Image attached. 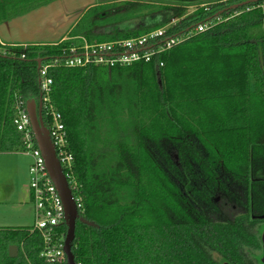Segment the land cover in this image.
<instances>
[{
    "label": "trees",
    "instance_id": "16d2710c",
    "mask_svg": "<svg viewBox=\"0 0 264 264\" xmlns=\"http://www.w3.org/2000/svg\"><path fill=\"white\" fill-rule=\"evenodd\" d=\"M52 1L0 0V23ZM242 1L98 0L68 39L0 45V153L26 152L36 142L14 118L41 98L39 59L61 58L79 37L140 36L192 4L210 8L198 7L170 33L221 19L150 62L49 67V103L73 155L70 189L80 216L96 224L76 221V264H261L264 0L231 8ZM126 81L131 92L124 96ZM42 112L48 124L44 106ZM119 114L123 129L98 145L99 119L109 128ZM66 232L65 223L57 225L50 246L63 243ZM46 248L32 226L0 227V264H67L48 261Z\"/></svg>",
    "mask_w": 264,
    "mask_h": 264
},
{
    "label": "built area",
    "instance_id": "2783aa9c",
    "mask_svg": "<svg viewBox=\"0 0 264 264\" xmlns=\"http://www.w3.org/2000/svg\"><path fill=\"white\" fill-rule=\"evenodd\" d=\"M258 6L264 7V1ZM198 7H204L205 10H209L210 8L208 3L195 5L191 11L181 16L173 17L167 24L137 37L93 43L88 42L83 37H79L77 42L72 43L69 47L62 50L61 58L52 61L41 60L39 73L42 94L40 99L42 101V109L44 106L45 116L48 117V124H45V122L44 124L49 130L57 158L68 183L73 155L68 151V142L64 124L61 121V115L53 110L49 103V91L52 83V79L47 75L49 67L54 65H64L67 67L104 65L113 67L130 65L137 61L150 62L161 52L184 42L221 21L219 16L209 17L204 21L185 27L182 30L169 32V29L176 28L182 20ZM253 7L247 6L246 10H250ZM159 65L162 66L163 63L159 62ZM14 124L17 130L25 133L27 138L33 135L30 118L26 111L17 114L14 118ZM26 152L32 157L29 166V192L35 216L32 230L36 229L44 234V241L47 244V248L42 252V255L48 261H62L65 258L63 252L64 242L57 247L50 246V242L52 241L54 228L59 224L65 223L64 207L57 189L45 168V161L40 150L37 146L33 147L32 143H29Z\"/></svg>",
    "mask_w": 264,
    "mask_h": 264
},
{
    "label": "crops",
    "instance_id": "0c3cea01",
    "mask_svg": "<svg viewBox=\"0 0 264 264\" xmlns=\"http://www.w3.org/2000/svg\"><path fill=\"white\" fill-rule=\"evenodd\" d=\"M80 6H72L74 3L72 0H54L48 4L25 12L24 14H31L32 19L35 20L37 17L47 16V24H50L53 29L49 39L44 41L37 40H23L18 38L12 29L19 27L21 15L10 18L0 23V44L1 45H28V44H56L66 39L68 33L78 21L82 10L84 11L87 7L96 4V0H88ZM48 7V8H46ZM80 7V8H78ZM77 11V14L75 12ZM80 11L81 13H78ZM80 14V15H79ZM34 17V18H33ZM21 154L30 156L27 152H8L0 153V156L5 155L4 158H0V185L5 189L3 198H0V203L10 202L13 207L18 206L20 209H25L34 216V209L32 206L29 185L25 182L29 179V166L27 160L21 161ZM29 162V161H28ZM2 194L0 193V196ZM35 217V216H34ZM0 227H26L20 224L14 225H1Z\"/></svg>",
    "mask_w": 264,
    "mask_h": 264
},
{
    "label": "water",
    "instance_id": "95a60500",
    "mask_svg": "<svg viewBox=\"0 0 264 264\" xmlns=\"http://www.w3.org/2000/svg\"><path fill=\"white\" fill-rule=\"evenodd\" d=\"M251 1L257 0H245L239 3H235L231 5V8H237L239 6L246 5ZM40 62L41 59L38 60V68L40 66ZM26 112L30 118V126L33 132L34 140L36 142V146L40 150L44 158L45 168L48 172L51 181L57 189L58 195L64 207L65 224L67 227V232L64 239L63 252L65 254L66 263L76 264L74 260V255L71 250L72 242L75 236L76 221L79 220L90 226H96V224L92 221H88L82 218L78 212L77 203L74 200L67 178L57 158L54 145L50 138L49 130L45 126L43 121L41 99L38 102H36L35 100L29 101L26 105ZM261 217L264 218V215ZM261 243L263 250L261 263L264 264V230L261 234ZM10 251L11 253L15 252L16 247H11Z\"/></svg>",
    "mask_w": 264,
    "mask_h": 264
},
{
    "label": "rangeland",
    "instance_id": "374dc122",
    "mask_svg": "<svg viewBox=\"0 0 264 264\" xmlns=\"http://www.w3.org/2000/svg\"><path fill=\"white\" fill-rule=\"evenodd\" d=\"M74 3H72V6H80L83 3L90 2L88 0H72ZM97 1V0H96ZM225 1V0H223ZM195 7V4H192L188 6L187 12L191 11ZM48 8V7H46ZM80 8V7H78ZM83 11V10H82ZM78 13H81L78 11ZM77 14V11L75 12ZM80 15V14H79ZM34 18V17H33ZM21 24L19 27H14L13 32L16 34L18 38H21L23 40H37V41H44L46 39H49L48 36L51 35L53 32L51 29L50 24H47V16H41L37 17L35 20L32 19L31 14H24L21 15L20 18ZM67 38V37H66ZM68 39V38H67ZM124 96L131 92V83L124 82V89H123ZM120 119L114 126L107 127L105 121L103 119H99V129L101 131V137L102 142L99 140L98 145L102 146V143H104L107 140V137L113 138L115 136V130H122L125 122L124 117L122 114H119ZM108 128V130H106ZM114 130V131H113ZM115 152V149L112 148L110 153H107L105 161L103 162V166H108L111 160V157H113V153ZM5 155L0 156V158H4ZM21 161L27 160V165L31 163L32 157L27 156L25 154H21L20 156ZM29 161V162H28ZM28 178L25 182H28ZM29 185V183H27ZM0 193L2 194L0 198H3V194H5V189H3L0 185ZM33 206V205H32ZM34 209V208H33ZM0 224L2 225H14V224H20L24 226H32L34 224V216L33 214L28 213L25 211V209H20L18 206H14L10 202H4L0 203Z\"/></svg>",
    "mask_w": 264,
    "mask_h": 264
},
{
    "label": "flooded vegetation",
    "instance_id": "af4514ba",
    "mask_svg": "<svg viewBox=\"0 0 264 264\" xmlns=\"http://www.w3.org/2000/svg\"><path fill=\"white\" fill-rule=\"evenodd\" d=\"M264 215V213L263 214H261L260 216H259V218H261L262 220H264V218H262L261 216H263ZM263 230H264V223H263V229H262V232H263ZM262 234V233H261ZM263 251V250H262ZM262 251H261V256H260V262H261V257H262ZM262 264V263H261Z\"/></svg>",
    "mask_w": 264,
    "mask_h": 264
}]
</instances>
